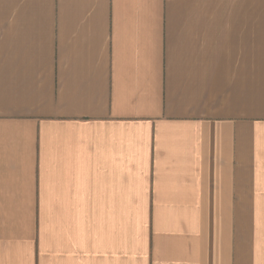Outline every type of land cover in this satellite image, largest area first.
<instances>
[{
	"label": "crops",
	"instance_id": "0c3cea01",
	"mask_svg": "<svg viewBox=\"0 0 264 264\" xmlns=\"http://www.w3.org/2000/svg\"><path fill=\"white\" fill-rule=\"evenodd\" d=\"M0 264H264V0H0Z\"/></svg>",
	"mask_w": 264,
	"mask_h": 264
}]
</instances>
